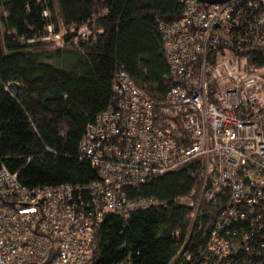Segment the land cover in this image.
Segmentation results:
<instances>
[{"label": "built area", "instance_id": "1", "mask_svg": "<svg viewBox=\"0 0 264 264\" xmlns=\"http://www.w3.org/2000/svg\"><path fill=\"white\" fill-rule=\"evenodd\" d=\"M179 2L182 16L158 25L165 99L155 104L119 71L85 129L79 155L97 180L28 188L0 168V264L87 263L105 212L151 203L126 201L125 189L190 163L198 202L217 205L201 264H264V0Z\"/></svg>", "mask_w": 264, "mask_h": 264}, {"label": "trees", "instance_id": "2", "mask_svg": "<svg viewBox=\"0 0 264 264\" xmlns=\"http://www.w3.org/2000/svg\"><path fill=\"white\" fill-rule=\"evenodd\" d=\"M184 7L179 0H0V168L28 188L97 180L78 150L87 125L112 101L119 71L162 103L172 79L158 25L179 19ZM199 188L198 164L190 163L125 189L126 201L151 203L105 212L85 264H201L217 205L198 202Z\"/></svg>", "mask_w": 264, "mask_h": 264}, {"label": "water", "instance_id": "3", "mask_svg": "<svg viewBox=\"0 0 264 264\" xmlns=\"http://www.w3.org/2000/svg\"><path fill=\"white\" fill-rule=\"evenodd\" d=\"M198 2H201V3H205V4H208V5H213V4H220V3H225L229 0H196ZM17 85H14V84H9L8 85V90L15 96L17 94Z\"/></svg>", "mask_w": 264, "mask_h": 264}, {"label": "rangeland", "instance_id": "4", "mask_svg": "<svg viewBox=\"0 0 264 264\" xmlns=\"http://www.w3.org/2000/svg\"><path fill=\"white\" fill-rule=\"evenodd\" d=\"M52 34V33H51ZM55 35L59 34V33H53ZM53 40H57L55 37H52Z\"/></svg>", "mask_w": 264, "mask_h": 264}]
</instances>
